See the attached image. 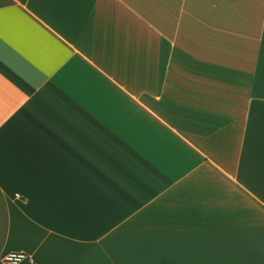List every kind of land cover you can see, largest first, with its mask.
I'll list each match as a JSON object with an SVG mask.
<instances>
[{"label": "crops", "instance_id": "0c3cea01", "mask_svg": "<svg viewBox=\"0 0 264 264\" xmlns=\"http://www.w3.org/2000/svg\"><path fill=\"white\" fill-rule=\"evenodd\" d=\"M264 264V0H0V258Z\"/></svg>", "mask_w": 264, "mask_h": 264}, {"label": "built area", "instance_id": "2783aa9c", "mask_svg": "<svg viewBox=\"0 0 264 264\" xmlns=\"http://www.w3.org/2000/svg\"><path fill=\"white\" fill-rule=\"evenodd\" d=\"M27 260L28 257L23 253L10 252L0 258V264H21Z\"/></svg>", "mask_w": 264, "mask_h": 264}]
</instances>
